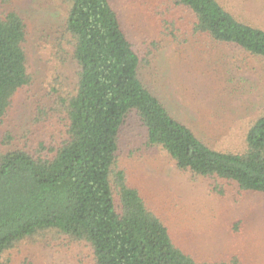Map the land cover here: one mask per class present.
Returning a JSON list of instances; mask_svg holds the SVG:
<instances>
[{"label": "trees", "instance_id": "obj_1", "mask_svg": "<svg viewBox=\"0 0 264 264\" xmlns=\"http://www.w3.org/2000/svg\"><path fill=\"white\" fill-rule=\"evenodd\" d=\"M19 1L0 0V126L16 94L34 82ZM62 1L67 17L60 48L75 74L68 90L57 78L41 97L33 129L21 139L11 132L3 137L0 264L8 252L46 232L88 245L95 264H242L238 255L201 261L176 244L121 169V134L135 118L148 150H161L179 171L212 182L215 194L225 196L232 187L264 195V116L249 128L243 151L211 148L144 83L145 59L114 0ZM170 2L172 12L191 17L192 36L264 60V29L242 21L219 0ZM166 36L175 33L168 28Z\"/></svg>", "mask_w": 264, "mask_h": 264}, {"label": "rangeland", "instance_id": "obj_2", "mask_svg": "<svg viewBox=\"0 0 264 264\" xmlns=\"http://www.w3.org/2000/svg\"><path fill=\"white\" fill-rule=\"evenodd\" d=\"M114 1L126 33L145 59L141 76L146 86L211 148L243 151L249 128L264 116V60L192 36L191 17L172 12L170 0ZM219 1L242 21L264 29V0ZM15 7L27 24L25 47L34 82L14 97L0 126V152L6 150L2 140L7 132L21 139L55 80L59 78L66 91L75 74L60 48L67 5L62 0H22ZM168 28L175 37L166 36ZM144 142V129L130 119L121 134L120 167L176 244L201 261L238 255L242 264H264V195L241 194L232 187L225 196L215 194L212 182L179 171L167 154L148 150ZM5 260L6 264H95L88 245L55 232L24 241Z\"/></svg>", "mask_w": 264, "mask_h": 264}]
</instances>
